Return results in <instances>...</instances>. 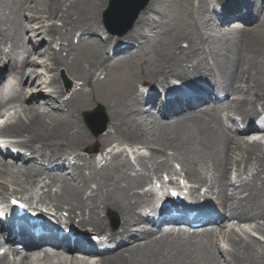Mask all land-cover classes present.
Instances as JSON below:
<instances>
[{"label":"bare ground","instance_id":"1","mask_svg":"<svg viewBox=\"0 0 264 264\" xmlns=\"http://www.w3.org/2000/svg\"><path fill=\"white\" fill-rule=\"evenodd\" d=\"M226 1L151 0L133 28L125 37L118 36L115 43L108 39L111 36L102 38L101 14L111 0H0V38L2 45L11 44L5 68L23 79L21 91L15 88L7 95L10 87L2 88L6 92L0 98V120L4 121L0 138L10 143L5 153L0 148V176L15 174L37 187L38 179L45 177L40 183L43 194L30 205L47 206L58 215L67 212L70 222L79 217L81 228L104 234L115 243L113 250L95 254L88 252L79 240L70 246L67 236L60 242L42 239L37 243H52L63 251L61 256L66 255L56 261L46 256L44 264H264L263 245L256 242L257 249L244 243L242 254L239 243L231 238L235 234L233 223L264 222V150L261 141L245 144L239 137L247 134L251 121L261 115L257 103H264V0H242V13L233 16L242 25L232 29L229 37L221 34L213 39L211 48L204 51V64L199 57L204 49L197 42L204 45L207 38L200 33V24L217 14ZM120 5V0H114V7ZM23 12L33 15L28 24L40 25L34 29L40 41L37 39L39 42L32 45L29 54L45 45L51 69L59 72L64 67L69 76L82 82V88L70 92L59 79L50 84L37 81L42 74L40 67L45 66L39 63L43 54L18 55L14 44L28 29ZM149 12H153V17L147 20ZM217 15L221 23L230 21L225 13ZM160 17L166 22L163 26ZM252 21L256 23L250 26ZM157 30L161 36L151 45L149 35ZM12 31L13 38L9 35ZM53 43L60 47L59 51L53 50ZM4 55L1 53L0 57ZM33 57H38L37 69L28 73L19 64ZM193 62L195 67H190ZM184 65L181 76L185 78L205 71L200 77L207 81L209 77L211 91L195 88L191 93L196 106L169 109L167 117L153 112L160 94L156 85L166 84ZM99 70H104L103 78H97ZM216 70H222L219 78ZM217 81L220 83L216 85ZM241 84H247V88ZM251 85L256 90L255 100L248 98ZM138 86L150 87V92L146 95ZM230 96L237 99L223 103ZM202 101L209 103L204 114L193 112L171 119L190 112ZM100 107L106 108L112 126L107 135L95 139L81 118ZM224 112L240 121L236 123L228 116L225 123ZM166 119L171 120L165 122ZM160 128L172 135L158 141L154 130ZM126 143L141 145L148 151L137 158L136 166L130 161L120 162L121 155H115L112 164L103 158L105 165L99 173L97 165L94 168L92 163L79 164L85 162L81 152L90 155L95 146ZM167 151L174 153L168 156ZM89 159L94 157L90 155ZM172 162L181 165L185 174L199 183H206L200 167L211 164L215 175L211 184L230 217L221 216L213 225L192 234L179 232L176 237L175 231L182 228L142 229V220L136 213L139 196L134 191L149 182V165L160 171ZM233 167L239 172L235 180ZM57 183L60 186L53 192ZM0 188L7 190L5 186ZM209 209L208 205L204 207L201 215L205 216ZM112 212L121 216V233H112L108 228L106 216ZM256 230L264 237V228ZM228 232L230 235L225 236ZM16 238L32 242L23 230L16 233ZM226 240L233 252L222 248L221 243ZM3 241L4 236L0 235V250ZM12 253L17 264H38L32 250L15 247ZM0 264H10L7 255L0 257Z\"/></svg>","mask_w":264,"mask_h":264},{"label":"rangeland","instance_id":"2","mask_svg":"<svg viewBox=\"0 0 264 264\" xmlns=\"http://www.w3.org/2000/svg\"><path fill=\"white\" fill-rule=\"evenodd\" d=\"M9 1H12V0H9ZM18 1V0H17ZM109 7V6H108ZM108 7L106 8V9H104V11L102 12V14H101V19H103L104 18V14H105V12H106V10L108 9ZM178 12L176 13V16H178ZM151 15H152V13H149L148 14V16H149V18L151 17ZM23 16H24V20H25V22H26V25H27V28L28 29H26V31H23V32H25V33H23V36H22V38L19 40V45H20V48L22 49L21 51H25L26 50V48L27 47H29L31 44L33 45V44H36L37 42H39L40 41V39L39 38H37L36 37V35L34 34V29L35 28H40V25H37L36 26V23H33L32 22V24H28V21L31 19V17L33 16L32 15V13H30V12H23ZM48 24V23H47ZM49 24H51V23H49ZM59 24V26H61L62 24L61 23H58ZM211 24H212V30L211 29H208V34H210V35H213L214 36V34H216V32H218L219 31V29L217 28V26H216V24L214 23V21H212L211 22ZM221 30V29H220ZM227 30V29H226ZM226 30H224V31H226ZM105 31V30H104ZM205 31V32H206ZM156 34H157V32H156ZM156 34H154V35H152V37L150 38V40H151V42L154 44L155 42H157V38H156ZM13 35H15V31H12L11 33H10V36L13 38ZM24 35H25V40H24ZM162 38V42H165V40H166V38H165V36H163V37H161ZM26 39H27V43H26ZM37 39L39 40V41H37ZM1 41H2V38H0V51H4L5 50V48L1 45ZM32 41V42H31ZM47 41V40H46ZM76 42V41H75ZM47 43H49V42H47ZM17 44V43H16ZM56 43H53L52 44V48L54 49V50H56V51H59V49H60V47H58L57 45H55ZM37 50H38V53H42L43 54V56L41 57V60H40V63H42V64H44L45 66L44 67H40V69H39V72L40 73H42V74H40V78L38 79V82L39 81H43V82H47V84H50L54 79H57V78H60V79H62V73H64L65 75H66V77L70 80V82H71V88H69V90H74L76 87H77V85L79 84V85H81L80 83H79V81H77V80H75L73 77H71V76H69L68 74H67V72L65 71V68L64 67H61V69H60V71L59 72H57V71H54V70H52L51 69V61H50V57H49V55L48 54H45V52H46V46L45 45H42V46H40L39 48H37ZM66 55H67V53L66 52H64L63 53V56L64 57H66ZM137 70L139 71V69L137 68ZM130 77H132V72L130 73ZM11 82H13L12 80H11ZM61 83L62 84H64V82L61 80ZM46 86V85H45ZM243 87H247V85L246 84H243L242 85ZM49 87H50V89L52 90L53 88V86L52 85H49ZM53 90H55V89H53ZM95 109V108H94ZM93 109V110H94ZM96 110V109H95ZM104 110H105V112H106V115H107V111H106V108L104 107ZM181 115H183V114H180V115H177V116H174L173 118H171V119H176V118H179V117H181ZM225 116V115H224ZM230 116H232L231 114H230ZM107 117H108V115H107ZM22 118L24 119V120H26V118L24 117V116H22ZM171 119H168V120H165V122H169V120H171ZM82 121H83V117H82ZM107 127H108V130L111 128V122H110V119H109V117H108V123H107ZM167 132V129L166 128H160V129H158V131L156 132L155 130H154V138L155 139H157L158 141H163L164 139H165V137L167 136H171L170 135V133H166ZM90 134V133H89ZM91 135V137L93 138L94 136L92 135V134H90ZM241 138H243V137H241ZM246 139V138H245ZM244 140V139H243ZM243 140H240V142H243ZM250 140V139H249ZM249 140H246L245 141V143H247V142H252V141H249ZM4 143V142H3ZM8 144L9 143H4V144H1L4 148H5V146H6V148H7V146H8ZM136 145H138V144H136ZM140 146V147H139ZM125 147V146H124ZM123 147V148H124ZM99 148V147H98ZM122 148V149H123ZM134 148H138V150H142V148H143V146H141V145H138V146H136V147H134ZM155 148H156V146H155ZM264 148V147H263ZM99 150H101L100 148H99ZM6 151V150H5ZM146 151V150H145ZM144 152V151H143ZM147 153V152H146ZM124 159H126V157L125 156H122L121 157V160H124ZM239 161H240V159H239ZM95 164H98V161H96L95 162ZM171 169V171H172V167L170 168ZM18 179H20V178H18ZM21 181V180H20ZM256 227H261V228H264V222L263 221H260V220H257L256 221V223H254V222H248V226L247 227H245V226H243V228L240 230V231H238L237 232V234H239V235H235L234 236V239H236L237 241H243V244L244 243H249V244H253L257 249H258V247H257V245H256V242L257 243H260L261 245H263V247H264V237L262 236V234H260L261 232H259L258 230H255V228ZM250 228V229H249ZM244 229V230H243ZM255 230V231H254ZM243 244L242 245H240L239 246V249L241 250V253L243 254L244 253V250H243ZM223 246H224V244H223ZM222 246V247H223ZM224 248V250H229V251H231V252H233L234 250L232 249V247H230L229 245L228 246H224L223 247Z\"/></svg>","mask_w":264,"mask_h":264},{"label":"water","instance_id":"3","mask_svg":"<svg viewBox=\"0 0 264 264\" xmlns=\"http://www.w3.org/2000/svg\"><path fill=\"white\" fill-rule=\"evenodd\" d=\"M149 0H122L121 5L115 12V20L132 26L141 9Z\"/></svg>","mask_w":264,"mask_h":264}]
</instances>
